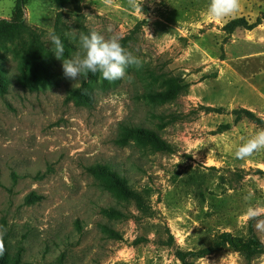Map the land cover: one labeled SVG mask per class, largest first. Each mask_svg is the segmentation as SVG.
<instances>
[{
	"label": "rangeland",
	"instance_id": "rangeland-1",
	"mask_svg": "<svg viewBox=\"0 0 264 264\" xmlns=\"http://www.w3.org/2000/svg\"><path fill=\"white\" fill-rule=\"evenodd\" d=\"M207 4L142 0L139 11L130 0H78L62 8L25 0L23 18L46 50L48 74L31 75L24 53L0 44L2 259L181 264L179 252L197 251L228 232L242 239L252 233L262 253L247 260L224 249L194 264H264V229L245 214L249 206L264 209V149L245 159L234 154L242 137L261 128L233 115L243 108L264 120V0H240L239 10L222 20L205 15ZM14 8L15 0H0V19H12ZM57 14L64 59L78 48L69 30L107 36L111 26L119 38L130 36L124 48L140 67H128L120 80L88 73L75 84L46 39ZM240 17L260 24L224 31ZM168 88L174 98L160 97ZM83 91L91 102L79 96ZM122 125L152 129L171 152L155 153L133 138L119 142ZM100 164L123 174L142 203L88 171ZM31 193L38 199L26 203Z\"/></svg>",
	"mask_w": 264,
	"mask_h": 264
},
{
	"label": "trees",
	"instance_id": "trees-1",
	"mask_svg": "<svg viewBox=\"0 0 264 264\" xmlns=\"http://www.w3.org/2000/svg\"><path fill=\"white\" fill-rule=\"evenodd\" d=\"M56 7L62 8L70 2H77L78 0H52ZM25 0H15L14 15L12 19H0V44L10 43L17 47L24 53L25 61L29 65L30 74L42 73L44 76L48 74L45 67V55L46 50L40 42L39 36L35 30H31L30 26L26 23L24 16ZM260 24L259 21L249 23L243 17L229 20L224 25V31L231 33L236 29L252 30ZM62 25L61 14H57L54 29L56 34L59 32V27ZM139 26L136 25L135 28ZM132 34L134 31L131 32ZM130 36L120 38V43L124 47L126 46ZM62 43L64 39H61ZM173 80V78H170ZM176 88H180L179 82L172 81ZM2 86H4L2 84ZM79 96L87 102L92 101L91 94L88 91H83ZM160 97L165 99L174 98V89H166L159 94ZM216 113H221L222 109H213ZM234 121L238 122L246 120L258 128L264 129V120L258 117L255 113L238 108L233 111ZM175 117H171V121H175ZM133 138L139 141L143 145H147L155 153H170L171 146L168 142L161 138L159 133L153 131L150 128H146L138 125H122L119 142H126L127 139ZM93 175H100L109 181V185L117 190V192L126 200H131L138 205L142 203L143 197L141 192L134 190L128 182V179L114 170L112 167L106 164L96 165L88 169ZM263 174L261 171H258ZM38 197L33 193L28 195L25 199L26 203H33ZM106 213H117L115 209H106ZM228 249L243 255L247 260L262 253L263 244L252 233L246 238L234 237L228 232H223L217 235L207 246L193 252H179L178 258L181 264H194V261L199 258H203L212 255L221 250ZM0 264H31L27 262H21L20 259H2L0 255Z\"/></svg>",
	"mask_w": 264,
	"mask_h": 264
},
{
	"label": "clouds",
	"instance_id": "clouds-1",
	"mask_svg": "<svg viewBox=\"0 0 264 264\" xmlns=\"http://www.w3.org/2000/svg\"><path fill=\"white\" fill-rule=\"evenodd\" d=\"M141 2L130 0L139 11H141ZM104 3L111 5L112 0H104ZM239 8L240 0H208L205 15L210 20H222L237 12ZM85 16L89 15L85 14ZM105 31L109 35H103L96 29H90L87 34L79 30H69L65 35L71 34L77 39L78 48L71 55V59H64L65 48L60 36L56 34L54 28L47 29L46 39L55 57L62 60V70L66 78L77 84L88 73H99L103 79L115 81L125 77L128 67H140V60L121 45L120 38L114 34L113 28L108 26ZM241 139L243 142L237 146L234 153L238 159L251 157L255 152L264 149V129H259L247 139L243 137ZM262 211L264 209L258 206H249L245 213L250 219L256 220V227L260 229H264V219L257 218ZM3 236L4 231L0 230V255L5 251Z\"/></svg>",
	"mask_w": 264,
	"mask_h": 264
}]
</instances>
